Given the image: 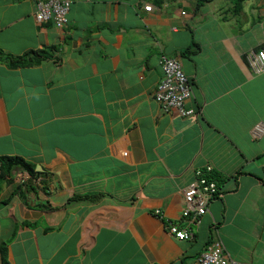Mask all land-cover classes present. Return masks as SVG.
Segmentation results:
<instances>
[{
	"label": "crops",
	"instance_id": "obj_1",
	"mask_svg": "<svg viewBox=\"0 0 264 264\" xmlns=\"http://www.w3.org/2000/svg\"><path fill=\"white\" fill-rule=\"evenodd\" d=\"M37 1L0 0V159L34 170L0 175L7 264H189L209 238L264 264V71L246 63L264 51V0H69L61 29L35 21ZM162 55L180 61L195 117L154 101ZM205 165L220 196L177 240L167 222Z\"/></svg>",
	"mask_w": 264,
	"mask_h": 264
},
{
	"label": "built area",
	"instance_id": "obj_2",
	"mask_svg": "<svg viewBox=\"0 0 264 264\" xmlns=\"http://www.w3.org/2000/svg\"><path fill=\"white\" fill-rule=\"evenodd\" d=\"M69 0H38L34 13L37 23L51 22L55 28L61 29L67 24ZM149 9V7H148ZM246 63L253 74L264 71V51L250 52L246 55ZM161 77L154 91V101L162 113L175 112L183 118L195 117L197 110L187 108L186 103L192 97V85L185 76L178 59L162 55L159 60ZM262 132L255 126L253 137ZM213 167L205 165L194 171L195 179L183 190V208L177 220L167 222V231L175 239L184 241L194 238V227H198L201 218L208 212V207L220 196V188L213 178ZM30 179L28 173L18 174V180L24 183ZM159 211H154L156 216ZM189 264H247L234 260L226 252L218 239H213Z\"/></svg>",
	"mask_w": 264,
	"mask_h": 264
},
{
	"label": "trees",
	"instance_id": "obj_3",
	"mask_svg": "<svg viewBox=\"0 0 264 264\" xmlns=\"http://www.w3.org/2000/svg\"><path fill=\"white\" fill-rule=\"evenodd\" d=\"M212 0H196L195 1V9H199L203 4L208 3ZM244 0H233V7L234 12H238L241 8V4ZM189 49L183 52L184 54H188ZM31 54V55H30ZM27 53L24 56L18 57L17 59H13L11 57L3 56V61L6 62L10 67H26V66H33L40 62L41 59L47 58L48 54L45 51L42 52H31ZM190 82V81H189ZM191 83V82H190ZM0 175L1 178L4 179V177H8L9 179H12V173L13 171H25L29 174L30 177H34V170L31 167L29 163H27L25 160H23L20 157H3L0 159ZM211 178L215 180L218 184V187L220 188V184L222 181V177L217 174H211ZM97 197V196H96ZM76 198H95L94 195H83L81 197L76 196ZM219 198V197H218ZM217 199V198H216ZM213 239H210L207 241V244L203 250L206 249V247L211 244ZM1 264H7L6 260V254L5 251L1 249Z\"/></svg>",
	"mask_w": 264,
	"mask_h": 264
},
{
	"label": "rangeland",
	"instance_id": "obj_4",
	"mask_svg": "<svg viewBox=\"0 0 264 264\" xmlns=\"http://www.w3.org/2000/svg\"><path fill=\"white\" fill-rule=\"evenodd\" d=\"M239 245L238 243H236V249L238 250V246ZM228 249V248H227ZM227 251V250H226ZM242 252V250L239 251V253ZM230 253H232V251L230 250Z\"/></svg>",
	"mask_w": 264,
	"mask_h": 264
},
{
	"label": "clouds",
	"instance_id": "obj_5",
	"mask_svg": "<svg viewBox=\"0 0 264 264\" xmlns=\"http://www.w3.org/2000/svg\"><path fill=\"white\" fill-rule=\"evenodd\" d=\"M27 173V172H26Z\"/></svg>",
	"mask_w": 264,
	"mask_h": 264
}]
</instances>
